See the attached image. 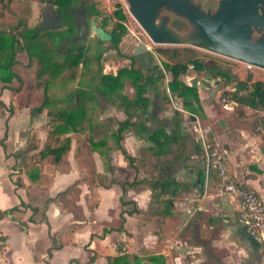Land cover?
I'll return each mask as SVG.
<instances>
[{
  "label": "crops",
  "instance_id": "obj_1",
  "mask_svg": "<svg viewBox=\"0 0 264 264\" xmlns=\"http://www.w3.org/2000/svg\"><path fill=\"white\" fill-rule=\"evenodd\" d=\"M2 1L4 13L19 6L16 0ZM40 1L32 0L27 8L31 19L38 15L41 21L24 25L41 32L61 29V22L73 26L90 16L87 9L72 19L74 6L58 12L50 0ZM201 86L209 88L199 82L195 87ZM6 90L0 91V264H264V241L251 236L238 220V198L219 193L220 178L205 173L198 135L200 131L209 150L213 145V151L223 154L226 175L254 190L264 206V140L258 134L236 126L233 118L202 126L191 113L192 122L175 121L173 109L189 113L181 106L173 105L170 111L152 104L142 111L124 105L115 113L113 132L116 138L120 134L131 161L117 141L108 146L95 140L90 155L103 179L91 181L82 163L90 144L69 137V131L63 134L69 137L66 165L42 168L47 177L39 180L30 177L32 170L23 163L33 150L16 153L26 143L17 128L23 119L2 112ZM135 109L148 111L145 121L129 118ZM125 118V127L117 133ZM193 121L194 138L188 140L186 131ZM197 171L204 173L201 183ZM133 179L137 182L129 184ZM69 185L78 192L60 198L57 193Z\"/></svg>",
  "mask_w": 264,
  "mask_h": 264
},
{
  "label": "rangeland",
  "instance_id": "obj_2",
  "mask_svg": "<svg viewBox=\"0 0 264 264\" xmlns=\"http://www.w3.org/2000/svg\"><path fill=\"white\" fill-rule=\"evenodd\" d=\"M0 1L2 2L0 32L13 34L14 43L11 48L13 62L10 68L18 77L6 83L0 81V91L7 88L5 91L7 103L2 107V112L8 115L13 112L15 118L21 117L22 123L17 125L19 135L25 137L26 141L29 136L33 138L37 136L38 148L42 146L46 132L53 128L60 135L71 131L69 137L76 138L78 142L88 141L90 145L87 147L90 150L96 146L95 140H103L108 146L116 145V135L113 132V127L117 125L114 121L115 113L122 111L126 102L135 97L136 87L132 78L136 72L121 73L116 79L109 75L116 73L121 67L130 66L128 57H132V68L139 70L144 77H152L143 92L148 98L147 109L151 108L152 104L161 109L169 107L170 111L173 105L178 108L181 106L189 113L173 109L175 121L192 122L190 119L192 113L193 119L198 117L202 126L210 124L214 119L224 121L233 118V124L237 123L236 126L240 125L264 140V109L249 106L243 108L229 101L230 92L235 88L237 80H245V88L240 92L247 94L253 88V82L264 81V69L194 46L153 43L128 13L123 0H70L69 5L74 6L70 12L72 18L77 13H85L87 6L91 4L98 12L90 13L91 20L95 18L97 24L101 15L107 16L110 27L118 21L125 28V32L115 49L110 46L109 40L97 38L88 28L82 36H77L75 31L69 33L65 28L68 25L61 22V29L48 30L50 32L48 38L44 34L41 35L45 45L52 49L51 60L61 63V66L56 72H42L39 61L35 58L28 59L14 31L21 28L18 21L23 25H26L28 20H32L34 24L41 21L38 15L30 18L31 12L27 7L32 0H16L19 6L14 10L7 7L5 13V2ZM44 5L45 2L41 6ZM14 26L17 27L12 29ZM138 42L143 43L146 49L133 53ZM79 46L82 47L80 61L72 64L68 61L70 54L67 47H72V52H75ZM159 47L176 48L178 55L169 57L170 52L161 53ZM8 52V49H4L1 53L6 56ZM105 52L123 56L115 55L114 58L105 57L101 60ZM193 59L201 61L206 67L220 69L226 76L217 75L214 77L217 78L215 81L209 79V88L195 87V92H186L185 97L190 102L186 106L179 97L170 93L168 82L171 76L166 64L175 61L185 62V70L178 76L188 85L189 78L193 76L199 77L202 72L210 75L205 69L197 71L192 65ZM222 90L225 92L221 93ZM71 103L74 104L73 107H70ZM130 106L128 105V109H131ZM146 112L135 109L129 118L134 122L140 120L143 122ZM160 113L162 117L166 116L163 111ZM194 126L196 127L194 121L189 123L187 139L194 138ZM212 146L211 151L214 149ZM25 152V146L22 150L16 151L17 155H24ZM23 163L26 164L27 160ZM53 166L45 162L41 169H52ZM15 180L20 181L21 177L16 175Z\"/></svg>",
  "mask_w": 264,
  "mask_h": 264
},
{
  "label": "water",
  "instance_id": "obj_3",
  "mask_svg": "<svg viewBox=\"0 0 264 264\" xmlns=\"http://www.w3.org/2000/svg\"><path fill=\"white\" fill-rule=\"evenodd\" d=\"M123 1L153 43L194 46L264 69V0ZM89 23L97 38L109 40L110 34L94 20ZM144 49L138 42L133 53ZM115 55L105 52L102 59ZM209 79L217 80L202 72L189 78L188 85H208Z\"/></svg>",
  "mask_w": 264,
  "mask_h": 264
},
{
  "label": "trees",
  "instance_id": "obj_4",
  "mask_svg": "<svg viewBox=\"0 0 264 264\" xmlns=\"http://www.w3.org/2000/svg\"><path fill=\"white\" fill-rule=\"evenodd\" d=\"M69 1L70 0H50V3L55 5V7L58 9V12H63V10L67 6H69ZM89 10L91 14L92 13L98 14V12L92 8L91 4H89ZM66 15L64 14L65 19H66ZM93 19L95 20V18ZM97 24L110 34V38H109L110 46L116 49L117 43L121 35L125 32V28L118 21H116L114 25L110 27L108 23V17L104 15L100 16ZM15 27L17 26L12 27V29ZM66 29L68 30L69 33L74 32L71 25H68ZM14 31L15 34L19 37V40L21 41V46L23 47L28 59L35 58L37 61H39L42 72H56L60 68L61 63L51 60L52 49L50 47H47L45 45V41L41 38L42 34L46 35V37L48 38L50 36L49 31H45V32L42 31L43 32L42 33L36 27H27L25 25L21 26V28ZM13 43H14L13 34L0 32V59H3V61H0V81L3 83H6L13 78L15 79L18 78L16 73L12 71L10 68L11 63L13 62V58H12L13 52L11 50ZM4 49H8L9 51L6 56H4L1 53L3 52ZM81 49L82 47L79 46L76 48L75 52H72V47H67V52L70 54V59L68 60L70 63L77 64L80 61L79 55L81 54ZM158 50L161 53H167L169 51L170 52L169 57H176L178 55V51L176 48L159 47ZM128 58L130 61V66L121 67L116 70V73L110 74L109 76L116 79L121 73L127 74L128 72L135 71L136 73L133 75L132 82L133 85L136 87V95L133 99H130L126 102L125 107L131 105V106L139 107L141 108L142 111H144L145 107L148 104V98L144 95L143 92L145 91L146 84L152 80V77L150 76L144 77L139 72V70H137L136 68H132L131 66L132 57H128ZM192 63H193L192 65L196 68L197 71L205 69L210 75L214 77L217 75L226 76L224 75L225 73L222 72L220 69L213 67H206L199 60L193 59ZM166 65L168 70L170 71V76H171L168 82L170 93L173 94L174 96L179 97L183 105L188 106L190 102L187 101L185 94L186 92L189 91L195 92V86L187 85L178 76L179 73L184 72L186 63L175 61L173 63H168ZM235 83L236 86L233 90H231L229 99L236 102V105H246L251 108L264 109V81L253 82V88L249 90L247 94L240 92L242 89L245 88V83H246L245 80H237ZM195 95L196 94L194 93V98H196ZM126 123H127V118L120 121L116 128V132L119 133L121 129L125 127ZM34 138L29 136L25 144V151L33 150V152L29 155V159L27 160L26 167L28 170H32L29 174L30 177L42 180L43 178L47 177L42 172L41 169V165L43 163L46 162L49 165H54L58 169H63V167L66 165L64 154L69 147V137L60 135L59 132L55 128H53L46 132L43 144L40 148H38L37 136H34ZM116 141H117V147L120 149L121 153L129 161H131V157L120 143V134L117 135ZM87 152L88 155H86L82 159V163L85 165V172H86L85 177L91 181L96 180L97 183H102V179H103L102 175L94 171V166L90 155V149H88ZM211 172L213 174H216L213 170ZM203 176L204 173H202V171H197L196 177L199 183L203 181ZM226 179L232 180L227 175H226ZM136 182L137 181L133 179L131 182H129V184H133ZM155 184H159V183L154 182V185ZM240 185L248 188L246 185L242 183ZM70 192L76 194L78 192V188L74 187L73 185H69L64 189L60 190L57 193V195L60 198H64V197L66 198L65 194ZM73 209H75V206L73 207ZM2 213L3 211H0V215H2ZM112 259L113 260L117 259V257H113ZM109 263L110 262H107V264Z\"/></svg>",
  "mask_w": 264,
  "mask_h": 264
},
{
  "label": "built area",
  "instance_id": "obj_5",
  "mask_svg": "<svg viewBox=\"0 0 264 264\" xmlns=\"http://www.w3.org/2000/svg\"><path fill=\"white\" fill-rule=\"evenodd\" d=\"M198 135L202 140L205 154V173L213 170L220 178L219 193H232L238 198V220L251 236L264 241V206L259 195L254 190L243 187L234 180L226 179L223 154L209 150L203 143V135L200 131Z\"/></svg>",
  "mask_w": 264,
  "mask_h": 264
},
{
  "label": "flooded vegetation",
  "instance_id": "obj_6",
  "mask_svg": "<svg viewBox=\"0 0 264 264\" xmlns=\"http://www.w3.org/2000/svg\"><path fill=\"white\" fill-rule=\"evenodd\" d=\"M87 9H89V6H87ZM69 16V15H68ZM70 17H71V15H70ZM69 18V17H68ZM73 19V18H72ZM90 18H88V19H80L79 18V20L75 23V24H73V30L76 32V34H77V36H82V34H84V32L87 30V28L90 30ZM82 22H87V24L86 25H84V27L83 28H81L79 25L82 23ZM96 23V22H95ZM96 25H98V24H96ZM65 28H67V26L65 27ZM81 30H83V31H81ZM62 31V30H61ZM80 31H81V33H80ZM136 46V45H135ZM135 48V47H134ZM118 55V54H117ZM116 55V56H117ZM118 56H121V55H118Z\"/></svg>",
  "mask_w": 264,
  "mask_h": 264
}]
</instances>
